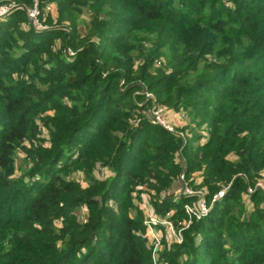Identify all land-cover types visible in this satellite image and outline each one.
<instances>
[{
	"label": "trees",
	"instance_id": "16d2710c",
	"mask_svg": "<svg viewBox=\"0 0 264 264\" xmlns=\"http://www.w3.org/2000/svg\"><path fill=\"white\" fill-rule=\"evenodd\" d=\"M15 1L0 18V264H157L143 193L181 235L155 261L264 264V0ZM145 91L196 123H151ZM200 196L207 213L189 215Z\"/></svg>",
	"mask_w": 264,
	"mask_h": 264
},
{
	"label": "built area",
	"instance_id": "2783aa9c",
	"mask_svg": "<svg viewBox=\"0 0 264 264\" xmlns=\"http://www.w3.org/2000/svg\"><path fill=\"white\" fill-rule=\"evenodd\" d=\"M13 7H14V5L12 6L11 4H9V5L5 4L4 6L0 7V14L8 13ZM27 13H28L29 17L34 18L35 14L37 13L36 7L28 10ZM165 111H166V108L163 105H161V104L158 105L156 103L153 104L151 111H150V114H149V120L151 123L162 125L163 127H165L169 131H174V129L170 126L169 123H167V121L165 119ZM179 133L182 135L181 132H179ZM181 177H183L182 174L179 175V178H181ZM258 184L260 186H262V184L260 182H258ZM228 188H229V185H226V186H223L221 189H219L215 194L212 195L211 202L214 200L221 199L224 196L225 192L228 190ZM178 191L180 193L182 192L186 195H190V194H193L195 192L192 190V188H190L186 184V182H183V184L180 185ZM248 191L251 192L252 189L249 187ZM208 209H209V204H207V202L203 196L199 197V199L196 201V204L194 206L189 205V204L185 205L186 212L189 215H194L196 217H199L200 215L206 214ZM143 223L145 224V226L147 228V236L149 238L150 244L152 243V257H153V260L155 262V258H156L155 250L158 248V244L160 242H159V239L157 238L156 233L153 232V229L157 224H161L164 226L166 224V226L168 225V227L172 228L171 222L168 220H165V219H161L156 215H148L144 219ZM173 234L175 237V241L179 242L181 240L180 233L174 232Z\"/></svg>",
	"mask_w": 264,
	"mask_h": 264
},
{
	"label": "rangeland",
	"instance_id": "374dc122",
	"mask_svg": "<svg viewBox=\"0 0 264 264\" xmlns=\"http://www.w3.org/2000/svg\"><path fill=\"white\" fill-rule=\"evenodd\" d=\"M9 5V4H11L12 6L13 5H15L16 4V1L15 0H3L2 2L0 1V7H2V6H4V5ZM34 7H36V10H37V13L35 14V17H34V20L36 19V18H38L39 16H38V13H39V7H37V5H36V3H34L33 4V6H31L28 10H30V9H33ZM49 7V8H48ZM45 8L47 9V10H52V12H54L55 11V8H54V4H46L45 5ZM12 10V9H11ZM7 14V13H6ZM5 13H3V14H0V18L1 17H3V16H5L6 15ZM82 17L83 18H87L88 17V14H87V12H84L83 13V15H82ZM37 20V19H36ZM36 20L34 21L35 23H36ZM44 25V24H43ZM82 24H80L79 25V27L80 28H82ZM43 28H44V26H42ZM145 96L147 97V98H150L152 101H153V104H155V96H154V94L151 92V91H145ZM156 104H158L159 105V103H156ZM162 105V104H161ZM189 118L190 117H187V115L185 114V112L184 111H182V112H175V111H172V110H170V109H167L166 108V111H165V119H166V121H167V123H169L170 124V126L175 130V129H177V128H179L182 124H184V123H186V122H188V125H187V129L191 126V125H194V123H196V121L194 120V119H190L189 120ZM189 120V121H188ZM195 130H197V131H199L200 130V128L199 127H196V129ZM192 134V133H191ZM22 156H23V154H19V155H16V159H15V161H16V166L18 167V170H21V169H24V168H26V165H25V163H24V161H23V158H22ZM104 173H99L98 175L99 176H102ZM183 182H186L185 181V178L184 177H181L180 178V183L181 184H183ZM82 184H85V181L84 180H82ZM181 184H177L176 183V185H175V187H179V185H181ZM174 187V186H173ZM190 187V186H189ZM191 188V187H190ZM136 206H138L139 207V209L141 210V211H143L145 214H148V215H154L152 212V210H153V208H152V206L150 205V203H149V200H148V197H147V194L146 193H143V197H142V199L141 200H137L136 201ZM84 210V209H83ZM83 210H80L79 211V215H84V214H82L83 213ZM145 218V217H144ZM153 232L154 233H156V235H157V238L159 239V244H158V248L155 250V254L157 255V254H159V252H161L162 250H163V246H164V244H163V241H161L162 240V237L164 236L165 237V241L166 242H170L171 240H175V237H174V232L175 233H177L178 231H175L173 228H170V227H168V225L166 226V224H165V226L164 225H162V227H154V229H153ZM149 244H150V242H149ZM151 245V250H152V243L150 244ZM156 260V259H155ZM157 264H167V263H163L162 262V260H160V261H155Z\"/></svg>",
	"mask_w": 264,
	"mask_h": 264
}]
</instances>
